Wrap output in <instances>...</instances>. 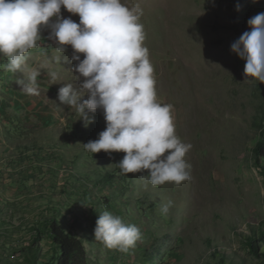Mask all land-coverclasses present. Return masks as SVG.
I'll return each instance as SVG.
<instances>
[{"label": "rangeland", "instance_id": "obj_1", "mask_svg": "<svg viewBox=\"0 0 264 264\" xmlns=\"http://www.w3.org/2000/svg\"><path fill=\"white\" fill-rule=\"evenodd\" d=\"M122 2L143 10L157 101L172 105L176 134L192 145L190 179L145 190L147 171L119 175L123 152L85 151L105 130L103 111L90 113L85 127L58 100L60 87L84 78H73L71 46L60 63L44 28L26 64L41 71L39 95L20 89L21 73L0 67V264H56L54 221L82 242L87 264H264V237L254 241L256 252L250 248L264 222V174L253 155L264 132V83L244 82L246 61L231 50L250 31L247 21L264 12V0ZM61 16L79 23L63 7ZM104 211L140 228L134 248L122 253L94 240Z\"/></svg>", "mask_w": 264, "mask_h": 264}, {"label": "clouds", "instance_id": "obj_2", "mask_svg": "<svg viewBox=\"0 0 264 264\" xmlns=\"http://www.w3.org/2000/svg\"><path fill=\"white\" fill-rule=\"evenodd\" d=\"M79 15V23L61 16V8ZM239 6H237L238 10ZM139 5L128 7L122 0H0V65L6 72L21 73L16 83L29 95H39L38 69L26 70L30 50L37 47L41 31L50 29L57 60L61 63L66 46H71L75 81L58 90V100L72 107L87 127L90 113L102 110L105 130L96 140L83 144L85 151L123 152L116 164L120 176L143 173L145 190L190 179L191 165L185 160L192 148L176 134L172 105L157 101L154 67L145 45L146 32L140 22ZM54 18V19H53ZM245 31L231 50L245 60L244 82L264 83V12L251 17ZM84 54L83 59L79 54ZM69 62L67 57H63ZM53 81L56 72L48 73ZM87 95V99L83 97ZM173 201L162 204V215L169 213ZM94 240L108 250L122 253L142 239L139 227L126 223L110 211L98 216Z\"/></svg>", "mask_w": 264, "mask_h": 264}, {"label": "trees", "instance_id": "obj_3", "mask_svg": "<svg viewBox=\"0 0 264 264\" xmlns=\"http://www.w3.org/2000/svg\"><path fill=\"white\" fill-rule=\"evenodd\" d=\"M253 155L255 163L261 169L264 174V132L260 134V140L256 143L253 148ZM50 234L52 237V244L57 249V263L56 264H87V254L82 242L68 235L63 228L54 221L50 225ZM264 237V222L258 224L255 231L252 232L250 248L256 252L257 246L255 245L256 239H262ZM264 254V252H263ZM223 258H221L222 261ZM49 262L54 263L53 260ZM48 264V262H43Z\"/></svg>", "mask_w": 264, "mask_h": 264}]
</instances>
